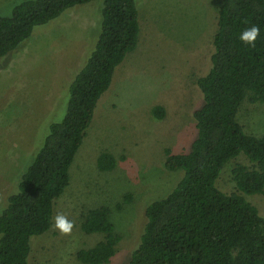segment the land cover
Returning <instances> with one entry per match:
<instances>
[{
    "label": "trees",
    "instance_id": "obj_1",
    "mask_svg": "<svg viewBox=\"0 0 264 264\" xmlns=\"http://www.w3.org/2000/svg\"><path fill=\"white\" fill-rule=\"evenodd\" d=\"M94 0H23L0 16V58L14 52L33 30L66 10ZM257 25L255 46L240 40ZM139 23L136 0H102L100 31L83 67L68 85L65 110L48 131L0 210V264H32L31 239L52 226L54 203L69 184V168L86 135L98 100L115 69L136 49ZM210 69L195 83L203 98L194 112L196 137L186 153L166 149L163 167L181 172L175 186L145 207L138 245L125 264H264V217L245 200L264 193V135H249L237 121L244 102L264 103V0H220L212 38ZM56 114L57 118L59 115ZM160 119L163 110H152ZM232 160V161H231ZM235 192L216 180L226 164ZM116 160L102 153L100 171ZM107 206L83 212L80 230L100 236L75 253L79 264H109L117 234Z\"/></svg>",
    "mask_w": 264,
    "mask_h": 264
},
{
    "label": "rangeland",
    "instance_id": "obj_2",
    "mask_svg": "<svg viewBox=\"0 0 264 264\" xmlns=\"http://www.w3.org/2000/svg\"><path fill=\"white\" fill-rule=\"evenodd\" d=\"M23 0H0V16ZM220 0H136V49L115 69L98 100L86 135L69 168V184L54 203L52 226L31 239L32 264H79L75 253L100 236L80 230L83 212L107 206L121 241L109 264H125L145 224V207L165 196L181 172L163 167L166 149L186 153L196 137L194 112L203 104L195 81L207 74ZM102 0L66 10L36 27L14 52L0 58V210L48 131L65 110L63 98L100 31ZM163 115L155 119L152 110ZM57 118H53L56 114ZM237 121L249 135H264V103L244 102ZM116 160L100 171L102 154ZM232 161V160H231ZM215 186L235 192L231 170ZM245 200L264 217V193ZM58 213L74 222L71 235L54 225Z\"/></svg>",
    "mask_w": 264,
    "mask_h": 264
},
{
    "label": "clouds",
    "instance_id": "obj_3",
    "mask_svg": "<svg viewBox=\"0 0 264 264\" xmlns=\"http://www.w3.org/2000/svg\"><path fill=\"white\" fill-rule=\"evenodd\" d=\"M260 34V29L257 25H252L249 28H246L240 35V40L251 46H255V42L257 37ZM74 222L67 219V217L62 214L58 213L54 218V225L53 227L59 231L62 235H71L72 230L74 228Z\"/></svg>",
    "mask_w": 264,
    "mask_h": 264
}]
</instances>
